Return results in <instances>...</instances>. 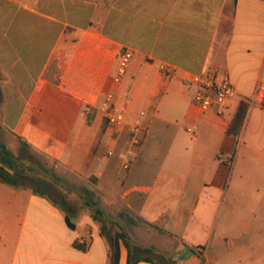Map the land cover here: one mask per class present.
I'll return each instance as SVG.
<instances>
[{
    "label": "crops",
    "instance_id": "0c3cea01",
    "mask_svg": "<svg viewBox=\"0 0 264 264\" xmlns=\"http://www.w3.org/2000/svg\"><path fill=\"white\" fill-rule=\"evenodd\" d=\"M126 50L118 104L143 123L138 144L129 127L102 134L99 112ZM263 69L264 0H0V143L117 195L139 223L119 239V264H264V109L249 103ZM209 72L239 94L222 115L185 85ZM71 215L0 181V264H113L115 237Z\"/></svg>",
    "mask_w": 264,
    "mask_h": 264
},
{
    "label": "rangeland",
    "instance_id": "374dc122",
    "mask_svg": "<svg viewBox=\"0 0 264 264\" xmlns=\"http://www.w3.org/2000/svg\"><path fill=\"white\" fill-rule=\"evenodd\" d=\"M104 125L107 129L105 121ZM132 135L135 136L133 133ZM232 159L234 162L235 158L232 157L231 161ZM14 166L17 186L39 190L61 204L69 215L77 212L95 217L109 238L123 234L125 239L132 242L129 232L131 233L134 226L139 223L133 219L132 221L127 211L118 210L117 195L112 194L109 190L104 193L105 186L103 184L98 186L99 188L95 192L91 189V186H94L93 183L87 179L74 175L53 160L25 146H22L15 154ZM229 168L232 171L234 166ZM105 202L112 208L111 210L105 206ZM71 216L74 218L73 215Z\"/></svg>",
    "mask_w": 264,
    "mask_h": 264
},
{
    "label": "built area",
    "instance_id": "2783aa9c",
    "mask_svg": "<svg viewBox=\"0 0 264 264\" xmlns=\"http://www.w3.org/2000/svg\"><path fill=\"white\" fill-rule=\"evenodd\" d=\"M134 57L133 50H126L122 53L121 61L116 75L113 79L114 90L108 93L99 107V112L107 123V132L112 140H115L127 127L135 135L136 144L139 143L138 135L144 132L142 122L129 126L126 119V107L119 106L118 102L123 89L124 81L128 76L131 62ZM161 73L171 79L176 74V69L169 66H162ZM185 85L193 91V103L202 112L217 111L224 114L228 109V103L239 97L230 76L227 73L209 72L206 74L188 75ZM249 103L254 107L264 109V69L257 82L256 88ZM145 114L142 113V116ZM113 149L108 151V156H113ZM232 156L225 157L224 161L229 167L234 166ZM234 158V157H233Z\"/></svg>",
    "mask_w": 264,
    "mask_h": 264
},
{
    "label": "trees",
    "instance_id": "16d2710c",
    "mask_svg": "<svg viewBox=\"0 0 264 264\" xmlns=\"http://www.w3.org/2000/svg\"><path fill=\"white\" fill-rule=\"evenodd\" d=\"M59 75L58 66L55 64L51 65L49 68L46 79L53 85L58 84L57 76ZM1 130V126H0ZM106 133V125H104L102 134ZM28 148V145H24ZM14 160L15 156L6 148L5 145L0 143V162L11 168L12 170H16L14 166ZM0 181L9 185L17 186L18 181L16 175H11L8 172H6L4 169L0 168ZM37 182V180H35ZM35 190V189H34ZM37 192H40L39 190H35ZM41 193V192H40ZM133 221V220H132ZM68 225L71 228H75V226L71 223L70 219L67 218ZM119 239H124L125 236L123 234H120L116 236L113 240H111V246H112V261L113 264H119Z\"/></svg>",
    "mask_w": 264,
    "mask_h": 264
},
{
    "label": "water",
    "instance_id": "95a60500",
    "mask_svg": "<svg viewBox=\"0 0 264 264\" xmlns=\"http://www.w3.org/2000/svg\"><path fill=\"white\" fill-rule=\"evenodd\" d=\"M0 168L1 169H4L6 172H8L11 175H14V173H15L11 168H9L8 166H6L2 162H0Z\"/></svg>",
    "mask_w": 264,
    "mask_h": 264
}]
</instances>
